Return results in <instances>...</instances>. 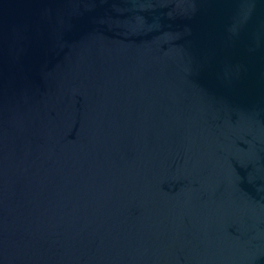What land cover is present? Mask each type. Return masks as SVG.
Instances as JSON below:
<instances>
[{
	"label": "water",
	"instance_id": "95a60500",
	"mask_svg": "<svg viewBox=\"0 0 264 264\" xmlns=\"http://www.w3.org/2000/svg\"><path fill=\"white\" fill-rule=\"evenodd\" d=\"M0 264H264V0H0Z\"/></svg>",
	"mask_w": 264,
	"mask_h": 264
}]
</instances>
